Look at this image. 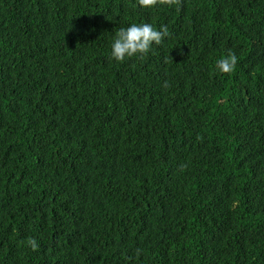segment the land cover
<instances>
[{"label":"trees","instance_id":"16d2710c","mask_svg":"<svg viewBox=\"0 0 264 264\" xmlns=\"http://www.w3.org/2000/svg\"><path fill=\"white\" fill-rule=\"evenodd\" d=\"M0 264H264V0H0Z\"/></svg>","mask_w":264,"mask_h":264},{"label":"clouds","instance_id":"9594fccd","mask_svg":"<svg viewBox=\"0 0 264 264\" xmlns=\"http://www.w3.org/2000/svg\"><path fill=\"white\" fill-rule=\"evenodd\" d=\"M139 6L152 8L157 5L168 7L180 6L182 0H137ZM170 36L167 26L162 25L157 30L150 23H131L127 27H121L115 33L111 44V57L117 62L133 56H144L153 44L160 45L165 37ZM237 64V56L234 52L229 53L216 61L217 68L224 73L231 72ZM163 87L168 88L170 84L165 81ZM27 244L33 251L38 250V243L34 238H29Z\"/></svg>","mask_w":264,"mask_h":264}]
</instances>
